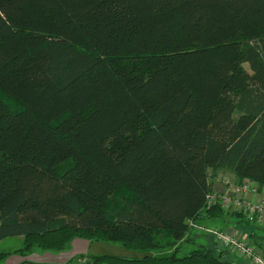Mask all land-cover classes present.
<instances>
[{
  "label": "trees",
  "instance_id": "1",
  "mask_svg": "<svg viewBox=\"0 0 264 264\" xmlns=\"http://www.w3.org/2000/svg\"><path fill=\"white\" fill-rule=\"evenodd\" d=\"M209 172L264 187V0H0V240L237 264L180 253L189 222L252 223L206 205Z\"/></svg>",
  "mask_w": 264,
  "mask_h": 264
},
{
  "label": "rangeland",
  "instance_id": "2",
  "mask_svg": "<svg viewBox=\"0 0 264 264\" xmlns=\"http://www.w3.org/2000/svg\"><path fill=\"white\" fill-rule=\"evenodd\" d=\"M224 177H228L235 183H238L236 179L229 173H211L209 172V181L213 183L212 191L216 193H223L225 191V188L223 186L222 180ZM222 184V185H221ZM256 185L255 183H253ZM208 221L204 222L200 227L202 229L206 230H217V228H221L222 225H212L210 222L206 224ZM240 225H247L249 228L253 229L254 228V223H249L245 224L243 221L242 223H239ZM203 225H206V227H203ZM189 226V225H188ZM258 226V225H257ZM259 227H264L263 225H260ZM258 227V228H259ZM190 241L191 242H184L180 244V253L185 254L189 250L193 249L195 246L200 245V244H205V245H210L213 244V237L204 232L201 229H193L190 228ZM218 231H223V230H218ZM226 232L227 231H223ZM229 234L233 235V233L228 232ZM236 237V236H234ZM75 241V240H74ZM81 242H84L80 240ZM22 243H23V238L21 237H11V238H6L4 240H0V253H5L8 254L9 256L4 259L3 261H0V264H54L56 263H66L70 261L71 259L75 260L74 264H77V262L81 261L79 257H86L89 254H95V255H115V256H133V257H140V255L127 252L124 250L121 246L119 245H114V244H93L91 249L86 248L85 249V244H72L68 249H66L64 252L59 253V254H53V253H43L39 250L33 251L29 254H23L21 255L19 251L22 249ZM85 243V242H84ZM250 244V243H249ZM251 246L254 247L253 244H250ZM255 248V247H254ZM224 249V248H223ZM171 249H166L162 251L158 255H163V254H169L171 253ZM91 252V253H90ZM232 254V253H231ZM234 255V254H232ZM235 256V255H234ZM62 259V261H59V259ZM58 259V260H56Z\"/></svg>",
  "mask_w": 264,
  "mask_h": 264
},
{
  "label": "built area",
  "instance_id": "3",
  "mask_svg": "<svg viewBox=\"0 0 264 264\" xmlns=\"http://www.w3.org/2000/svg\"><path fill=\"white\" fill-rule=\"evenodd\" d=\"M222 180L225 191L223 193L211 192L206 196L208 207L219 206L225 212L243 214L249 222L256 225L264 224V187L261 189L249 181L235 183L228 177ZM190 228L202 229L192 222ZM204 232L213 237L216 243L224 249H228L235 257L243 259L247 264H264V256L248 242L238 239L228 232L218 230H206Z\"/></svg>",
  "mask_w": 264,
  "mask_h": 264
},
{
  "label": "crops",
  "instance_id": "4",
  "mask_svg": "<svg viewBox=\"0 0 264 264\" xmlns=\"http://www.w3.org/2000/svg\"><path fill=\"white\" fill-rule=\"evenodd\" d=\"M210 182V181H209ZM211 183V182H210ZM212 187L213 183H211ZM222 185V184H221ZM208 221V220H207ZM206 222V221H204ZM211 223L212 225H222L221 228H217V230H223V231H227V232H231L234 234V236H236L238 239L246 241L250 244H253L254 247L263 254L264 256V227H257V225H254V228L251 229L249 228L247 225H240L237 222H235V220H233L232 218H230V216H225L222 219H218V220H210L208 221L206 224ZM203 227H206V225H203ZM85 242V243H84ZM81 242L80 240H75L72 242V244H81L82 243L85 244V249L89 247V249H91V246L88 242L84 241ZM93 246V245H92ZM46 253V252H43ZM54 254V253H53ZM225 259L228 261H233L234 263L237 264H247V262L243 259H239L237 257H235L232 254H227V256H225ZM58 260V259H56ZM59 261H62V259L60 258ZM54 264H65L63 263H54Z\"/></svg>",
  "mask_w": 264,
  "mask_h": 264
}]
</instances>
